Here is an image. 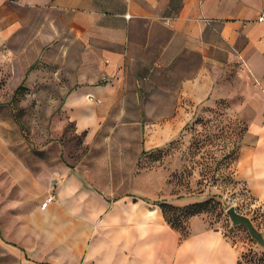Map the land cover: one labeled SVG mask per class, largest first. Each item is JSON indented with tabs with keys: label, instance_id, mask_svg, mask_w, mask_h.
Masks as SVG:
<instances>
[{
	"label": "crops",
	"instance_id": "crops-1",
	"mask_svg": "<svg viewBox=\"0 0 264 264\" xmlns=\"http://www.w3.org/2000/svg\"><path fill=\"white\" fill-rule=\"evenodd\" d=\"M262 6L264 0H0V48L20 51L27 74L34 63L54 68L64 84L56 97L88 147L80 163L43 174L40 192L0 200V264H237L241 246L201 215L189 219L185 235L164 220L146 192V174L134 168L143 150L177 135L180 121L157 126L145 140L137 116L181 117L231 97L238 88L226 79L230 68L264 99ZM233 176L264 210V104L251 113ZM15 191L29 193L15 186L8 193ZM49 194L54 200L45 204ZM183 201L172 204L194 202Z\"/></svg>",
	"mask_w": 264,
	"mask_h": 264
},
{
	"label": "rangeland",
	"instance_id": "rangeland-1",
	"mask_svg": "<svg viewBox=\"0 0 264 264\" xmlns=\"http://www.w3.org/2000/svg\"><path fill=\"white\" fill-rule=\"evenodd\" d=\"M8 47L3 44L0 48V187L6 188L0 200L40 192L43 174H56L54 168L61 163L78 164L88 153L83 134L75 131L62 109L63 98L56 97L62 95L64 84L58 82L54 68L34 63L27 74V66H18L20 51ZM229 71L227 81L238 88L231 97L199 103L192 113L181 117L137 116L145 140L157 126L173 118L180 123L175 137L139 154L134 170L146 174V192L154 194L155 200L180 204L209 199L198 215L241 246L243 264H264V248L243 225H232L225 212L233 206L264 234V210L247 199L233 176L234 159L247 139L251 113L264 99L251 89L246 77L234 73L235 68ZM11 186L26 188L29 193L9 194Z\"/></svg>",
	"mask_w": 264,
	"mask_h": 264
},
{
	"label": "trees",
	"instance_id": "trees-1",
	"mask_svg": "<svg viewBox=\"0 0 264 264\" xmlns=\"http://www.w3.org/2000/svg\"><path fill=\"white\" fill-rule=\"evenodd\" d=\"M32 66H33V64L30 67H32ZM30 67H29V69H30ZM20 87H22L21 84L16 88V90L20 89ZM238 149H239V147H238ZM238 149H237V152H238ZM237 152H236L235 159L237 157ZM235 159H234V161H235ZM239 182L243 187V191L245 192V196L247 197V199H249L251 201V203H254L253 198H251V196H249L247 194L243 183L241 181H239ZM209 201H210L209 199H206V200H202V201H194V202L187 203L184 205H174V204L169 203L165 200H157V201H155V203L160 207L164 220L172 228L178 230L181 233V235H185V234H187V223H188L189 219L192 216L198 215L200 212H202V210L209 203ZM240 257H241V255H240ZM241 260H242V257H241Z\"/></svg>",
	"mask_w": 264,
	"mask_h": 264
},
{
	"label": "water",
	"instance_id": "water-1",
	"mask_svg": "<svg viewBox=\"0 0 264 264\" xmlns=\"http://www.w3.org/2000/svg\"><path fill=\"white\" fill-rule=\"evenodd\" d=\"M232 225H243L248 231L250 237L262 248H264V234L257 230L252 224L251 220L238 213L233 206H229L225 210Z\"/></svg>",
	"mask_w": 264,
	"mask_h": 264
},
{
	"label": "built area",
	"instance_id": "built-area-1",
	"mask_svg": "<svg viewBox=\"0 0 264 264\" xmlns=\"http://www.w3.org/2000/svg\"><path fill=\"white\" fill-rule=\"evenodd\" d=\"M256 19H257V21L264 23V6L261 7V9H260V11H259ZM94 101L96 103H99L100 102V100H98V99H95ZM53 200H54V196L52 194H49L45 198V204L46 203H49V202H52ZM237 264H243L240 256L238 258Z\"/></svg>",
	"mask_w": 264,
	"mask_h": 264
}]
</instances>
